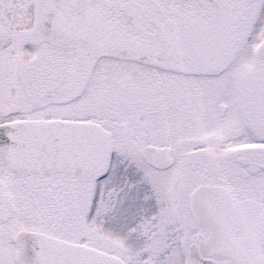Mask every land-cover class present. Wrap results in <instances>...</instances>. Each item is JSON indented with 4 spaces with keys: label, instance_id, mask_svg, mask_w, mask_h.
<instances>
[{
    "label": "snow or ice",
    "instance_id": "6c2138e0",
    "mask_svg": "<svg viewBox=\"0 0 264 264\" xmlns=\"http://www.w3.org/2000/svg\"><path fill=\"white\" fill-rule=\"evenodd\" d=\"M0 264H264V0H0Z\"/></svg>",
    "mask_w": 264,
    "mask_h": 264
}]
</instances>
